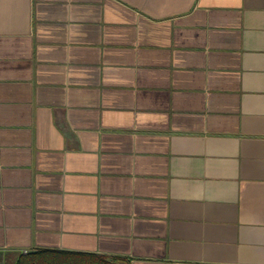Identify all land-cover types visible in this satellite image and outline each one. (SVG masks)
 <instances>
[{
  "label": "crops",
  "instance_id": "crops-1",
  "mask_svg": "<svg viewBox=\"0 0 264 264\" xmlns=\"http://www.w3.org/2000/svg\"><path fill=\"white\" fill-rule=\"evenodd\" d=\"M264 264V0H0V264Z\"/></svg>",
  "mask_w": 264,
  "mask_h": 264
},
{
  "label": "trees",
  "instance_id": "trees-1",
  "mask_svg": "<svg viewBox=\"0 0 264 264\" xmlns=\"http://www.w3.org/2000/svg\"><path fill=\"white\" fill-rule=\"evenodd\" d=\"M16 264H131L121 255L40 247L23 253Z\"/></svg>",
  "mask_w": 264,
  "mask_h": 264
}]
</instances>
